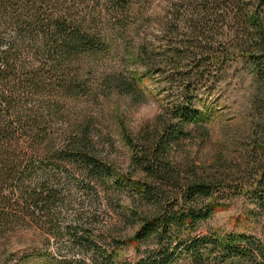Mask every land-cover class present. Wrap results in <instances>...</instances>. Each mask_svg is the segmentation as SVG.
I'll list each match as a JSON object with an SVG mask.
<instances>
[{"label":"rangeland","instance_id":"1","mask_svg":"<svg viewBox=\"0 0 264 264\" xmlns=\"http://www.w3.org/2000/svg\"><path fill=\"white\" fill-rule=\"evenodd\" d=\"M59 1L85 15L103 44L82 53L69 73L52 67L46 57L35 59L32 48L24 49L23 44L15 54L18 61L29 65L20 74L26 86L29 79L34 85L22 89L25 107H33L36 119L32 138L36 154L32 156V141L27 136L21 137L20 145L22 160L33 159L38 169L22 185L46 181L47 186L58 187L59 198L50 213L41 203L35 206L33 218L9 216L2 220L0 264L104 263L100 254L105 249L137 262L157 245V239L152 235L139 246L124 241L139 226L134 181L140 175L127 135L135 138L143 127L155 125L158 117L167 113L168 99L176 92L175 85L157 70V60L152 63L141 58L138 46L146 41L149 49L158 51L165 42L167 27H175V34L181 32L189 15L200 10L201 0ZM32 2L44 8L47 2L53 5L57 0H14V4L25 5L19 8L25 19L29 16L26 5ZM6 20L10 21L5 23L6 43L16 36L19 43L20 37L10 25L11 16L6 15ZM223 37L226 39V32ZM119 73L138 76L144 98L118 89ZM220 74L219 81L200 87L194 97L207 117L208 133L192 125L189 135L173 146L171 159L192 178L203 175L220 181L216 195L221 199L196 232L250 235L253 240L248 243L256 255L251 261L244 257L229 264H264V201L254 194L252 186L264 158L260 144L264 142V81L250 57L243 54ZM67 77L78 83L70 91L59 86ZM142 105L155 106L159 114L150 121L135 120ZM80 127L87 130L102 164L98 180L105 181V186L79 174L73 163L66 168L59 164L57 143ZM117 179L119 184L111 182ZM12 196L23 201L16 193ZM106 261L111 263L110 258ZM213 262L203 260L200 264H216Z\"/></svg>","mask_w":264,"mask_h":264},{"label":"trees","instance_id":"2","mask_svg":"<svg viewBox=\"0 0 264 264\" xmlns=\"http://www.w3.org/2000/svg\"><path fill=\"white\" fill-rule=\"evenodd\" d=\"M24 6L14 4V0H0V226L9 216L33 218L35 206L41 203L50 213L51 205L59 198L58 187H49L46 181L22 185L38 169L33 159L22 160L20 145L21 137L27 136L32 141L29 146L32 156L36 154L32 139L36 119L32 116L33 107H25L27 99L22 89L34 85L29 79L26 86L20 74L29 65L24 60L18 61L15 54L23 44L24 49L32 48L35 59L46 57L52 67L69 73L82 53L95 51L103 44L100 33L89 26L86 16L64 2L57 0L53 5L47 2L44 8L32 2L26 5L29 11L26 19L19 11ZM6 15L12 18L10 25L19 35V43L17 36L8 43L5 41V23L10 22L5 21ZM174 32L175 27L169 25L158 51L149 49L146 41L138 46L141 58L152 63L157 60V70L176 87L168 99L167 113L161 114L155 125L143 127L137 137L127 135L133 148L132 160L140 175L134 181L139 226L124 241L139 246L153 235L157 245L137 262L119 258L117 252L105 249L100 254L104 263L96 261V264H200L203 260L229 264L244 257L251 261L256 255L250 247L253 240L250 235L196 232L221 199L216 195L220 181L186 175L173 163L171 151L189 135L192 125L208 133L207 117L194 103V97L200 87L219 81L221 71L238 55L249 56L264 81V0H201L200 10L189 15L181 32ZM63 80L65 85L59 82L63 90L78 86L73 78ZM116 87L137 99L145 95L135 75L125 77L119 73ZM260 144L264 147L263 141ZM55 153L64 168L73 163L82 176L96 181L102 176V164L83 127L61 139ZM259 164L258 177L252 186L254 194L264 201V158ZM99 182L106 185L105 181ZM111 182L120 183L118 179ZM14 193L23 201L14 199ZM74 233H78L76 228Z\"/></svg>","mask_w":264,"mask_h":264},{"label":"clouds","instance_id":"3","mask_svg":"<svg viewBox=\"0 0 264 264\" xmlns=\"http://www.w3.org/2000/svg\"><path fill=\"white\" fill-rule=\"evenodd\" d=\"M158 114V109L155 106L142 105L136 113L135 120L150 121L155 119Z\"/></svg>","mask_w":264,"mask_h":264}]
</instances>
